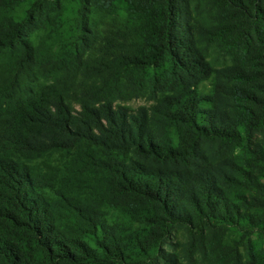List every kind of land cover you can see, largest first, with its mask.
<instances>
[{"label":"trees","instance_id":"obj_1","mask_svg":"<svg viewBox=\"0 0 264 264\" xmlns=\"http://www.w3.org/2000/svg\"><path fill=\"white\" fill-rule=\"evenodd\" d=\"M0 264H264V0H0Z\"/></svg>","mask_w":264,"mask_h":264},{"label":"rangeland","instance_id":"obj_2","mask_svg":"<svg viewBox=\"0 0 264 264\" xmlns=\"http://www.w3.org/2000/svg\"><path fill=\"white\" fill-rule=\"evenodd\" d=\"M144 103H145V101L142 99H137V100H132V101L127 102V104H129L133 107L140 105V104H144Z\"/></svg>","mask_w":264,"mask_h":264}]
</instances>
